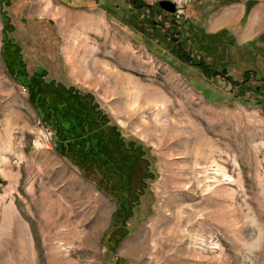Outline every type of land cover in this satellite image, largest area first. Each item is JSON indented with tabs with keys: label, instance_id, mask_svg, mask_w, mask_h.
<instances>
[{
	"label": "rangeland",
	"instance_id": "1",
	"mask_svg": "<svg viewBox=\"0 0 264 264\" xmlns=\"http://www.w3.org/2000/svg\"><path fill=\"white\" fill-rule=\"evenodd\" d=\"M212 1L224 0L192 3L189 12L203 15ZM169 13L162 9L151 19L168 24ZM4 21L0 12V264H264L263 52L251 55L224 36L207 39L201 43L209 52L203 71L193 62L204 53L189 41L196 49L191 60H170L175 48L157 36V27L130 41L113 22L111 38L135 56L113 47L111 70L141 84L113 71L112 86L80 75V89L96 100L94 112L109 118L101 122L89 105L77 102L74 120L66 126L55 119L53 129L54 120L44 125L30 101L41 93L31 74L41 71L37 53L27 75L5 66ZM19 35L25 36L16 26L13 37L27 46ZM216 53L228 61L214 62ZM223 63L227 70L210 75ZM113 73L122 79L118 84ZM114 84L163 94L174 106L171 118L183 105L213 148L202 158L167 147L174 134L155 128L153 106L140 98L142 110L129 111V92ZM45 127L56 135V147Z\"/></svg>",
	"mask_w": 264,
	"mask_h": 264
},
{
	"label": "crops",
	"instance_id": "2",
	"mask_svg": "<svg viewBox=\"0 0 264 264\" xmlns=\"http://www.w3.org/2000/svg\"><path fill=\"white\" fill-rule=\"evenodd\" d=\"M144 1L149 4L158 3V0ZM212 2L203 9L206 11L202 24L205 32L215 34L225 31L234 46L245 47L244 50L250 51L251 55L256 49L264 48V0ZM192 3L196 6L204 4L203 0L183 1L181 6L184 11L181 14L184 18L196 15L195 12H189L193 11ZM141 11L127 0H88L86 6L69 0H27L22 15L25 18L50 20L53 31L59 38L58 50L65 72L71 83L84 88L79 84L80 75L97 82L109 80L110 71H115L121 77L119 70H111L110 67L112 65L109 58L114 54L113 50L128 53L130 57L135 55L134 50L128 46L117 44V47L115 43L121 41L111 38V24L117 23L120 26L122 38L140 41L142 39L137 35L135 18L141 17ZM127 12L128 18L125 17ZM130 18L132 22L129 21ZM113 47L116 49H112ZM121 75L123 79L130 78L140 83L131 74ZM82 100L86 101V97Z\"/></svg>",
	"mask_w": 264,
	"mask_h": 264
},
{
	"label": "trees",
	"instance_id": "3",
	"mask_svg": "<svg viewBox=\"0 0 264 264\" xmlns=\"http://www.w3.org/2000/svg\"><path fill=\"white\" fill-rule=\"evenodd\" d=\"M26 1L27 0H0V12L2 14L3 20H5L2 29L3 40L1 46V55L6 68L10 73L18 68H23L24 74L27 75L28 60H30V58L33 59L34 57H32V54L37 53L36 56L41 60V71L37 75V71L33 69V73L31 74L37 76L39 79L41 83V89L39 88L41 93L37 99L31 96L30 101L32 104L38 105L37 108L41 117L46 119L44 125H49V127H51L50 123L54 120L55 124V119H59V123L66 125L65 123L69 122L70 120H74L73 114L79 109V105H77L78 103L89 105L93 112L97 103L94 97H92L91 93L81 90L71 83L67 77L65 66L58 50L59 38L54 33L50 20L46 18L27 19L23 17L22 13L24 7L26 6ZM87 1L88 0H69L71 3L84 6L87 5ZM127 1L133 7L142 9L141 17H139V19H137V17L135 18V27L138 37L144 39V36L149 34L147 31L148 27L151 29H153V27H157V36L166 40L172 49L173 47L175 48V56L169 58L170 60H174L175 57L179 60H191V57L194 56L196 49H198L202 51L205 56L203 55V58H197L193 64L195 66L197 65L204 71L206 69V64H208L205 61H208L206 55H208L209 52L207 53L206 47L201 45L202 42L207 39L213 40V38L216 40L218 37L224 36V40H227L228 44L233 46V42L230 40L225 31L215 34H210L204 31L202 24L205 14H196L189 18H184V15L181 13L170 12L168 15L169 23L166 24L164 21L155 18L151 19L153 14L155 15L157 12L160 13L162 10L158 6L154 7L155 4L146 3L144 0ZM143 8H145L146 11H143ZM129 21L132 22V18H130ZM16 26L19 27L20 31L25 35L22 37V40L20 35L19 37L21 41H27L29 43L27 46L24 43L21 44L20 42L16 41L13 37V30ZM188 41L191 43V47L193 46L196 48L194 51L192 48L190 49V46H187ZM171 43H174L175 46H173ZM29 45L31 53L29 52ZM13 46L15 49L12 52L16 56L14 62H12V55L9 52V48ZM241 48L245 49V47ZM209 49L207 50L210 51ZM213 51L216 52L215 50ZM262 52L264 53V48H261L254 53H257L259 56H263ZM213 61L224 62L228 60L226 59V55L222 56L216 53V58H213ZM223 64L224 65H221L220 69L215 67L210 68L213 70V72L211 71L210 75L221 74L227 70L228 66L226 63ZM245 70L260 73V69L256 67H249ZM244 78H246V75ZM259 78L264 81V75L259 76ZM83 97H86V101L82 100ZM97 111V113L94 112L95 115L98 114V116L96 115L97 119L101 122L107 121L109 117L105 115L106 113L100 109H97ZM49 120L51 121L49 122ZM55 126L56 124L54 125L53 129L56 128ZM55 144L56 135H54L52 130V145L56 147ZM58 150L62 154H64L63 151L66 152L65 150L62 151L61 149ZM77 165H79L81 171L84 173V169L81 164ZM141 183L142 179L140 180V184Z\"/></svg>",
	"mask_w": 264,
	"mask_h": 264
},
{
	"label": "bare ground",
	"instance_id": "4",
	"mask_svg": "<svg viewBox=\"0 0 264 264\" xmlns=\"http://www.w3.org/2000/svg\"><path fill=\"white\" fill-rule=\"evenodd\" d=\"M109 74H111V73H109ZM112 76H114L115 81L118 80V77H117L118 75L115 76V74L113 73ZM171 79L173 80V78H171ZM119 80L122 81L121 78H119ZM118 81H116V83ZM105 82L106 83L108 82V84H106L107 86H109V83L112 86V84H111L112 82L110 80H105ZM119 85L120 86H118V85L117 86L115 85V86L119 90H121V92L122 91H123V93L124 92H126V93L129 92V95L127 96L128 99L130 98V101L128 102L129 104H127L128 106L129 105L131 106V107L128 108L129 111L132 110V112H133L134 110L135 111L142 110V105L139 104V99L140 98H144L146 103H147V105H149V107L153 106L154 119H155V128L157 130L161 131L164 134H168V133L169 134L170 133L174 134L172 136V138H170L169 143L167 144V147H169V146L171 147L173 145L174 146L177 145V146H180L181 148L183 147V148H185L187 150L191 149L196 155H199V157L202 156V158H203V154H206V152L208 153V151H210V149L213 148V146L211 147L209 142H205L206 136L205 137L203 136L202 133L204 131L201 133V130L198 127V123H199L198 119L195 120V121L191 120L192 114L188 113L186 107H183V105H181L182 107H180L178 109V111L176 113V117L171 118L169 116H171L172 114H175V110L173 108L174 106L172 107V105L169 104V101L171 99L168 100L163 94L155 91L154 89L153 90L144 89L143 87H139L138 88L137 85H132L131 87H127V85L125 86L123 84H119ZM180 95H181V92H180ZM170 102H172V101H170ZM159 116L169 119L170 120L169 123L158 122ZM165 121H167V120H165ZM141 122H143V120ZM145 123L146 122H144V124ZM190 130L191 131H196V135L195 134H193L195 136L190 135L189 134V133H191ZM211 156L212 155H210V157Z\"/></svg>",
	"mask_w": 264,
	"mask_h": 264
},
{
	"label": "water",
	"instance_id": "5",
	"mask_svg": "<svg viewBox=\"0 0 264 264\" xmlns=\"http://www.w3.org/2000/svg\"><path fill=\"white\" fill-rule=\"evenodd\" d=\"M158 5L168 12L181 13L184 11L183 7L176 5L174 0H158Z\"/></svg>",
	"mask_w": 264,
	"mask_h": 264
},
{
	"label": "built area",
	"instance_id": "6",
	"mask_svg": "<svg viewBox=\"0 0 264 264\" xmlns=\"http://www.w3.org/2000/svg\"><path fill=\"white\" fill-rule=\"evenodd\" d=\"M175 1V3L178 5V6H181L182 4H183V1H189V0H174ZM45 129H46V137L48 138V137H50L51 138V140H52V134H51V131L48 129V128H46L45 127ZM51 143H52V141H51Z\"/></svg>",
	"mask_w": 264,
	"mask_h": 264
}]
</instances>
